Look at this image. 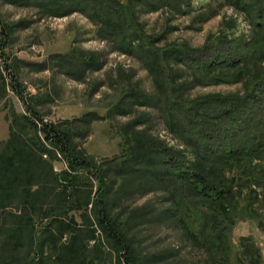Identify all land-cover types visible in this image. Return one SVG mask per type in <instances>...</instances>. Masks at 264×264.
I'll use <instances>...</instances> for the list:
<instances>
[{
	"label": "trees",
	"instance_id": "trees-1",
	"mask_svg": "<svg viewBox=\"0 0 264 264\" xmlns=\"http://www.w3.org/2000/svg\"><path fill=\"white\" fill-rule=\"evenodd\" d=\"M193 1H13L57 17L84 14L97 27L99 38L112 44V51L135 58L151 75L156 96L153 103L149 99L142 104L160 109L166 128L188 151L154 143L150 148L153 162L145 159L144 170H137L142 162H136L139 147L134 144L135 148L129 147L131 153L122 150L121 155L97 164L75 152V133L69 128L50 124L37 129L33 118L40 116L27 104L20 84L13 79L12 92L26 103V111H10L8 136L0 142V263L10 264L14 256L21 255L16 258L18 264H145L134 254V241L112 223L103 200L106 171L123 175L131 161L135 162L136 175L143 171L149 182H156L167 193L172 204L169 212L193 243L213 251L216 261L218 257L223 264L230 260L233 213L245 211L252 199L264 204V117L260 116L264 68L248 77L242 96L207 95L191 100L185 95V87L188 83L200 87L232 83L242 79L249 66L264 61V0H223L242 12L256 36H262V43L257 45L253 39L222 30L208 36L200 48H190L165 42L164 28L158 34L147 33L138 21L141 9L160 12L166 27L177 16L196 15L200 8L194 7ZM197 15L202 22L208 19ZM1 33L0 57L4 58L3 39L9 34L4 27ZM51 57L55 66L64 68V74L81 80L83 74L71 52ZM1 61L14 78L12 66ZM29 65L48 70L44 64ZM176 67L182 73H177ZM90 115L74 121L85 125ZM74 121L62 123L72 125ZM55 151L66 165L61 171L54 168V162L60 160ZM227 206L231 211L225 215L222 207ZM74 212L80 213V223ZM197 221L201 224L196 234ZM239 246L249 264H263L260 250L249 238H242Z\"/></svg>",
	"mask_w": 264,
	"mask_h": 264
},
{
	"label": "rangeland",
	"instance_id": "rangeland-1",
	"mask_svg": "<svg viewBox=\"0 0 264 264\" xmlns=\"http://www.w3.org/2000/svg\"><path fill=\"white\" fill-rule=\"evenodd\" d=\"M13 1L0 0V29L6 28L9 34L3 39L5 55L4 58L0 57V74L1 60H6L12 66V71L16 72L14 78L1 75L6 89L4 97L0 91V142H4L8 136L7 117L10 111L14 110L17 114L26 111V103L12 92L11 82L14 79L20 84L27 104L40 117L49 118L55 125L74 132L72 141L75 152H81L97 164L121 155L122 150L130 152L129 147L135 148L134 144L139 147L140 155L136 153L135 159L142 162L141 167L145 159L153 162L150 148L154 143L188 151L166 128L160 109L142 104L148 103L149 99L153 103L156 96L151 75L135 58L112 51V44L99 38L97 27L84 14L74 12L57 17ZM193 6L200 8L197 14L208 19L202 22L197 14L177 16L165 27L162 13H146L141 9L138 21L147 33L158 34L166 29L165 42L181 43L190 48H200L208 36L222 30L234 31L239 36L253 39L255 45L262 43V36H256L244 14L223 0H194ZM70 52L83 74L79 81L64 74V68L55 66L54 57H51ZM87 62H91V65ZM29 64H44L48 70H38ZM262 68L264 61L254 67L249 66L242 79L232 83L205 87L188 83L185 95L191 100L207 95L242 96L247 89L248 77H254ZM176 72L182 73V70L176 67ZM179 75L177 78H180ZM28 87L34 92H27ZM88 113L91 115L87 117L85 125L74 121ZM260 116L264 117V107ZM72 121V125L62 123ZM64 167L63 161L54 162L56 171ZM141 167L138 166L137 170H144ZM134 170L136 165L131 161L124 167L123 175L106 171L103 200L112 223L134 241V254L140 261L145 264H223L221 257L216 261L213 251L202 248L196 241L193 243L184 228L177 224L169 212L172 204L160 185L149 182L143 171H138L136 175ZM111 181L114 183L111 184ZM86 190H81L83 198ZM253 200L245 211L233 213L236 216L230 235L232 257L224 264H236V260L238 264H249L240 252L242 238H249L260 250L264 264V204ZM222 208L225 215L231 211L228 206ZM220 209L216 211L220 213ZM73 215L80 223V213L74 212ZM36 223L39 228V221ZM200 224L201 221L194 224L193 233H198ZM96 235L100 236L98 229ZM106 250L112 252L108 248ZM20 256H14L10 264H18ZM113 263L117 264L116 261Z\"/></svg>",
	"mask_w": 264,
	"mask_h": 264
},
{
	"label": "built area",
	"instance_id": "built-area-1",
	"mask_svg": "<svg viewBox=\"0 0 264 264\" xmlns=\"http://www.w3.org/2000/svg\"><path fill=\"white\" fill-rule=\"evenodd\" d=\"M2 33H1V29H0V41H1V39H2V35H1ZM7 64H8V62H7ZM7 68H4L3 67V63H2V66H1V72H2V75L3 76H8L9 75V71L8 70H6ZM7 78V77H6ZM27 92H29V93H33L34 92V90L31 88V87H28L27 88ZM33 122H34V124L36 125V127H37V129L40 131L41 130V128L43 127V126H45V125H50V124H55V122H53L51 119H49V118H46V117H39V118H33ZM40 134V136H41V138H42V135H41V133H39ZM55 153H56V156L61 160V157H60V155L55 151ZM43 158L44 159H46L47 158V155L45 154V155H43ZM65 164V163H64ZM66 168V165H65V167H64V169Z\"/></svg>",
	"mask_w": 264,
	"mask_h": 264
}]
</instances>
